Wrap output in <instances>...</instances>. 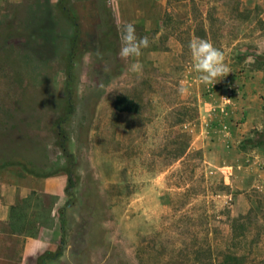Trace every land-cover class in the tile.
Masks as SVG:
<instances>
[{
	"label": "rangeland",
	"instance_id": "obj_1",
	"mask_svg": "<svg viewBox=\"0 0 264 264\" xmlns=\"http://www.w3.org/2000/svg\"><path fill=\"white\" fill-rule=\"evenodd\" d=\"M59 1L0 0V168L68 179L55 264H217L233 251L232 221L249 213L241 247L263 259L264 147L248 139L264 135V0H70L71 99L76 32ZM116 12L144 17L132 22L149 40L141 56H119ZM197 37L230 69L214 85L193 68ZM120 95L140 113H117ZM55 201L34 202L45 226Z\"/></svg>",
	"mask_w": 264,
	"mask_h": 264
},
{
	"label": "crops",
	"instance_id": "obj_2",
	"mask_svg": "<svg viewBox=\"0 0 264 264\" xmlns=\"http://www.w3.org/2000/svg\"><path fill=\"white\" fill-rule=\"evenodd\" d=\"M114 10L116 11L115 7ZM70 11L74 17L80 16L72 6ZM116 18L119 23L125 25L144 17L140 13L122 15L116 12ZM255 168L256 165H252L245 170L254 173ZM67 183L68 179L63 176L38 178L26 174L24 167L17 164L0 168V264H13L12 259L16 254L13 242L20 244V250L17 252L20 264H24V259H37L45 252H54L61 245L64 228L60 210L66 204ZM45 195L56 198V201L51 207L48 225L41 226L44 219L37 213L39 207L34 202L38 197ZM28 199H31L30 202L24 206ZM30 219L34 220L33 225L36 224L35 228L39 232L36 237L27 236L24 232V223L28 225ZM58 259L47 264L63 260L64 254Z\"/></svg>",
	"mask_w": 264,
	"mask_h": 264
},
{
	"label": "trees",
	"instance_id": "obj_3",
	"mask_svg": "<svg viewBox=\"0 0 264 264\" xmlns=\"http://www.w3.org/2000/svg\"><path fill=\"white\" fill-rule=\"evenodd\" d=\"M70 0H60L58 7L59 9L65 14L66 18L73 24V27L75 29V35L72 39V47L69 52L68 56V80L66 83V94L69 99H71V88L74 83V66L76 61V50L79 45V39H80V25L76 17H74L69 8ZM183 1V0H178ZM70 109L68 111V114L73 113V103L72 101L69 102ZM114 109L117 113H131V114H137L141 111V105L136 102L134 99L127 97V96H117L114 102ZM250 143H252L253 147H264V135L261 133L258 135L257 139H248ZM247 147H242V150H246ZM70 189H67V192L69 193ZM31 199H28L24 202V206L27 205L30 202ZM25 211V210H24ZM25 214V213H24ZM63 212H61V217L63 218ZM63 228H64V237L62 239V243L58 248V251L55 254L47 253L43 255L40 258L39 264H47L48 262L60 258L65 250L66 246V240H65V227H64V220L62 222ZM253 225V220L251 217V213L248 215H243L238 218H235L232 221L231 224V231H232V240L234 242L233 244V251H228L221 254V259L217 264H264V258L260 260L251 259L250 255L248 253H245L241 247L242 240H244L247 236V233L249 229ZM41 226H45L44 223H41ZM36 231L34 232L32 229L28 228V225L24 223V232H26L27 236L30 237H36L39 235V232L36 228H34Z\"/></svg>",
	"mask_w": 264,
	"mask_h": 264
},
{
	"label": "clouds",
	"instance_id": "obj_4",
	"mask_svg": "<svg viewBox=\"0 0 264 264\" xmlns=\"http://www.w3.org/2000/svg\"><path fill=\"white\" fill-rule=\"evenodd\" d=\"M119 39L121 44L119 56L125 60L141 56L142 49L149 46L148 37H138L133 23H127L123 26ZM188 48L194 61L193 68L198 73L197 78L201 83L214 85L230 73L222 50L216 48L207 39L193 38L189 41ZM100 55L102 54L98 52L97 56ZM142 68L143 66L139 60L130 65V71L134 73L142 72ZM179 91L183 95L186 92V88L181 86Z\"/></svg>",
	"mask_w": 264,
	"mask_h": 264
}]
</instances>
